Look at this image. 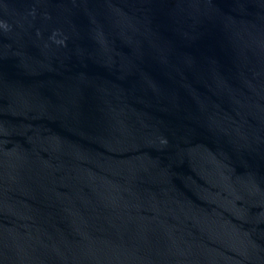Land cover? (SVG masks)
Here are the masks:
<instances>
[{"label":"water","instance_id":"obj_1","mask_svg":"<svg viewBox=\"0 0 264 264\" xmlns=\"http://www.w3.org/2000/svg\"><path fill=\"white\" fill-rule=\"evenodd\" d=\"M0 264H264V0H0Z\"/></svg>","mask_w":264,"mask_h":264}]
</instances>
